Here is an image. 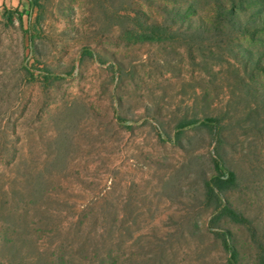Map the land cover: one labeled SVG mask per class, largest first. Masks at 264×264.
Listing matches in <instances>:
<instances>
[{
	"label": "rangeland",
	"instance_id": "374dc122",
	"mask_svg": "<svg viewBox=\"0 0 264 264\" xmlns=\"http://www.w3.org/2000/svg\"><path fill=\"white\" fill-rule=\"evenodd\" d=\"M0 264H264V0H0Z\"/></svg>",
	"mask_w": 264,
	"mask_h": 264
},
{
	"label": "trees",
	"instance_id": "16d2710c",
	"mask_svg": "<svg viewBox=\"0 0 264 264\" xmlns=\"http://www.w3.org/2000/svg\"><path fill=\"white\" fill-rule=\"evenodd\" d=\"M139 41H157L160 38V31L157 28H151L149 31H145L141 34V36L137 35ZM184 127V126H182ZM217 171H219V175L212 178L211 181L206 182V189L209 195H214L217 191L221 192L226 189H230L234 183V176L232 172H226L220 166L216 167ZM227 174L228 178L226 180L221 179L220 177H224ZM220 213L222 216L229 218L233 222H237L240 224H247L242 216L237 214L234 210L226 205L220 206ZM226 243V242H225ZM235 255L233 254V259Z\"/></svg>",
	"mask_w": 264,
	"mask_h": 264
}]
</instances>
